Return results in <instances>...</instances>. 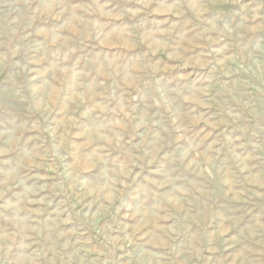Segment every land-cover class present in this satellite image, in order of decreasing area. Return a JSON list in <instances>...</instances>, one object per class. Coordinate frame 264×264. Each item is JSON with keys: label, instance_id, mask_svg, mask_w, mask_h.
Masks as SVG:
<instances>
[{"label": "rangeland", "instance_id": "1", "mask_svg": "<svg viewBox=\"0 0 264 264\" xmlns=\"http://www.w3.org/2000/svg\"><path fill=\"white\" fill-rule=\"evenodd\" d=\"M0 264H264V0H0Z\"/></svg>", "mask_w": 264, "mask_h": 264}]
</instances>
